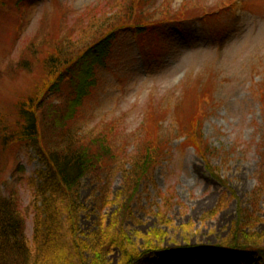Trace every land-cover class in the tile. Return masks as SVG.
<instances>
[{
  "label": "rangeland",
  "instance_id": "rangeland-1",
  "mask_svg": "<svg viewBox=\"0 0 264 264\" xmlns=\"http://www.w3.org/2000/svg\"><path fill=\"white\" fill-rule=\"evenodd\" d=\"M242 1L244 8L233 9L232 0H149L147 8L157 20L138 37L131 29L120 32L96 68V82L80 111L84 130L100 132L113 126V145L122 149L115 150L122 159L131 158L148 138L164 149L139 188V200L131 204L136 220L127 223L137 231L134 240L139 248L152 229L166 231L163 248L145 255L140 264H201L204 252L216 257L215 264L256 261L248 249L220 245L233 230L240 208L251 211L252 202L259 216L256 230L264 232V192L259 201L253 197L264 178L260 150L264 0ZM114 4L113 0H0V141L3 135L13 140L4 158L7 173L28 179L44 169L36 151L12 137L21 125L17 101L39 93L51 79L44 61L35 64L37 72L19 68L30 42L59 39L77 24L88 29L93 17L115 12ZM167 12L171 19L161 21ZM179 13L183 15L179 19L171 17ZM98 23L81 37L80 30L73 31L76 41L71 50L90 42L103 28ZM68 87L52 100L55 104L73 91ZM195 117L204 139L222 152L209 163L187 137ZM111 178L116 193L123 177L116 170ZM95 188L90 178L83 181L85 232L96 221L91 198ZM20 190L31 240L33 188L25 180ZM115 206L104 209L108 217ZM260 242L264 244V236ZM108 258L110 264H118L120 250L113 248Z\"/></svg>",
  "mask_w": 264,
  "mask_h": 264
},
{
  "label": "trees",
  "instance_id": "trees-1",
  "mask_svg": "<svg viewBox=\"0 0 264 264\" xmlns=\"http://www.w3.org/2000/svg\"><path fill=\"white\" fill-rule=\"evenodd\" d=\"M113 1L115 12L93 17L88 29L79 24L73 28V31L80 30L81 37L84 32L96 29L98 22L103 23L100 24L102 29L93 32L90 42L71 50L76 41L73 31L59 39L51 36L52 40L43 39L41 43L33 40L19 61V68L27 72H37L35 64L44 61L45 72L51 76L39 93L17 101L16 112L21 125L18 134L12 133L13 138H19L36 151L44 169L36 172V178L28 179L7 173L4 158L13 140L2 136L0 264H110L108 257L113 248L120 250L118 264H140L145 255L163 248L165 230L155 228L149 231L139 248L134 240L137 231H131L127 223L136 220L131 204L139 200V188L150 177L164 149L159 142L153 144L148 138L131 158H119L115 150L122 149L113 145V126L100 132L84 130L85 123L80 118L83 103L97 79L96 68L104 63L120 32L131 29L138 36L149 30L150 22L157 20L156 13L147 8L149 0ZM235 7V0H232V8ZM165 11L169 12V8ZM168 12L161 14L159 19L169 21ZM172 15L175 19L183 16L182 13ZM65 85L72 87L73 91L55 104L52 100ZM199 120V117L193 119L187 137L192 140L198 155L209 163L212 157L220 156L222 152L204 139ZM261 139L260 150L264 157V131ZM116 170L123 177V184L118 192L113 193L111 176ZM86 178L96 185V192L94 190L91 196L96 221L88 232L81 227V214L86 211L81 190ZM25 180L33 188L31 240L27 235L20 190ZM263 192L264 178L253 193L254 200L259 201ZM163 201L168 203L167 198L163 197ZM252 203L251 211L240 208L233 230L220 245L248 249L257 261L252 264H259L260 260L264 264V244L260 242L264 232L256 230L259 216ZM114 204L115 209L108 217L104 209ZM161 217L167 219V214ZM167 222L171 223L170 220ZM188 225L191 224L186 227Z\"/></svg>",
  "mask_w": 264,
  "mask_h": 264
},
{
  "label": "bare ground",
  "instance_id": "bare-ground-1",
  "mask_svg": "<svg viewBox=\"0 0 264 264\" xmlns=\"http://www.w3.org/2000/svg\"><path fill=\"white\" fill-rule=\"evenodd\" d=\"M200 263L203 264H215L216 263V257L212 255H207L205 252L200 258Z\"/></svg>",
  "mask_w": 264,
  "mask_h": 264
}]
</instances>
